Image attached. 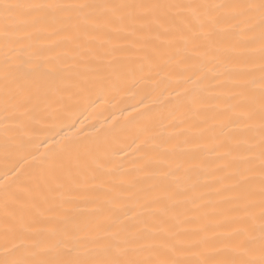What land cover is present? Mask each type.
I'll list each match as a JSON object with an SVG mask.
<instances>
[{
    "label": "snow or ice",
    "instance_id": "obj_1",
    "mask_svg": "<svg viewBox=\"0 0 264 264\" xmlns=\"http://www.w3.org/2000/svg\"><path fill=\"white\" fill-rule=\"evenodd\" d=\"M146 83L131 152L63 134ZM0 158V264H264V0H0Z\"/></svg>",
    "mask_w": 264,
    "mask_h": 264
},
{
    "label": "bare ground",
    "instance_id": "obj_2",
    "mask_svg": "<svg viewBox=\"0 0 264 264\" xmlns=\"http://www.w3.org/2000/svg\"><path fill=\"white\" fill-rule=\"evenodd\" d=\"M172 84L173 87L176 86L175 78ZM151 88H155V83L142 84L135 90L115 96L104 93L93 94L89 100L75 107L71 121L75 123V127L62 126L63 134L71 136L80 133L84 138L90 137L110 145L112 150L126 148L131 152L135 146L133 145V148L128 146L132 145V141L142 131L146 122L144 113L152 110L151 115L158 130L160 120L167 123L170 112V108L166 107L169 99L167 92L160 89L147 97L144 89ZM40 151L43 152L44 149ZM118 159L127 162L128 157L121 153ZM29 163L31 161L26 162L24 167H28ZM3 170V160L0 158V177H3Z\"/></svg>",
    "mask_w": 264,
    "mask_h": 264
}]
</instances>
